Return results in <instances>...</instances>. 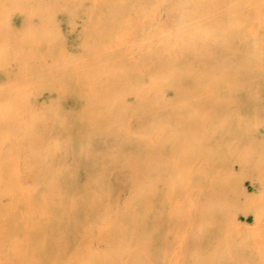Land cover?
<instances>
[{"label": "rangeland", "instance_id": "374dc122", "mask_svg": "<svg viewBox=\"0 0 264 264\" xmlns=\"http://www.w3.org/2000/svg\"><path fill=\"white\" fill-rule=\"evenodd\" d=\"M140 1L148 3L150 0ZM94 2L44 0L41 7L32 9L31 0H0V36L12 39L9 43L12 49L18 45V41H13L18 35L31 28H41L54 42L56 63L60 64L66 58L72 63L71 76L66 73L59 81L46 85L33 82L36 70H32L22 83L28 85L29 92L15 99L16 104L25 111V122L43 108H48L54 115L55 127L48 130L49 143L45 142L38 148L40 154L48 146L63 145V136L73 139L80 131L88 144H96L101 134L92 136L85 132L86 116L94 108L99 93H118V77L122 76L123 68L111 55L110 45L100 38L105 32V17L104 11H94ZM224 3L220 0L210 16L196 8L191 11L196 18L194 28L198 33L194 38L196 51L188 56L201 73V80L187 77L181 97L174 89L160 86L164 108V114L159 119L161 136L164 138L171 130L179 129L186 140L166 149L160 161L152 163L149 159L144 173L154 179L162 167L174 173L181 172L179 185H176L178 188L170 192L164 178L156 181L153 194L141 195L139 209L142 210L145 205L151 207L152 229L155 234L166 231L169 238L178 235L190 224H207L209 229L200 231L194 237L195 244L190 242L189 251L199 248L204 251L206 243L227 244L230 251L224 252L223 260L226 263L246 264L252 248L264 250V0H257L250 9L242 11L239 29L233 26L229 28L231 16ZM125 13L123 17L130 20V35L123 37L127 59L144 71H151L160 83L162 73L172 70L173 59L159 48L154 51L145 48L140 37L152 31L150 23L139 18L138 10ZM261 18L263 22L260 23ZM90 34L92 38H88ZM27 43L31 44L30 41ZM18 75V67L12 61H0V107L10 102L8 90L19 83ZM235 81L240 87L227 90L230 85H235ZM135 92L126 97V105L150 96L141 91ZM206 105L210 106L207 108ZM200 109L205 116L198 113ZM130 125L132 134L145 132L142 140L123 146V159L128 165H133L144 161L147 152L154 150L150 144L153 123L135 120ZM28 144L33 148V142L29 141ZM190 153L191 169L186 174L182 162L188 161ZM50 160L52 164L46 163V160L38 163L34 180L53 179L61 186H66V182L71 180L82 185L92 174L87 159H72L65 163L60 153L55 151ZM194 184L200 187L194 194L210 195L209 199H216L213 203L215 210L201 214L192 207L188 221L180 222L176 220L175 207L182 200H194L190 192ZM15 199V196L6 194L0 197V264H17L10 255L13 226L5 221L10 214L11 202ZM186 204L191 205L190 202ZM233 216L236 218L235 226L230 229ZM71 237H75L73 232ZM162 242L155 250L163 255L171 254L173 247L170 251V247Z\"/></svg>", "mask_w": 264, "mask_h": 264}, {"label": "bare ground", "instance_id": "6f19581e", "mask_svg": "<svg viewBox=\"0 0 264 264\" xmlns=\"http://www.w3.org/2000/svg\"><path fill=\"white\" fill-rule=\"evenodd\" d=\"M43 1L31 0V8L41 7ZM219 1L150 0L143 3L140 0H95L94 11H104L105 17V32L100 38L110 45L111 55L123 68L122 76L118 77V93H99L94 108L86 116L85 132L92 136L101 134L96 144H88L79 130L77 137L72 139L65 135L64 139L61 137L64 140L63 145L60 143L62 146H48L43 154H40L38 148L45 142L49 143L48 130L55 127L53 113L48 108H43L25 122V111L16 104L15 99L29 92L28 85L22 83L32 70H36L33 82L46 85L51 81H59L66 73L71 76L72 63L69 58L60 64L56 63L54 42L41 28H31L17 38L12 37L13 41H18L14 49L9 44L12 39L0 36V61H12L18 67L19 74L17 86L8 90L10 102L0 107V197L4 194L16 197L11 202L10 214L5 221L13 226L10 255L17 264H233L226 263L222 257L224 252L230 251L227 244L206 243L204 251L200 248L189 251V244L194 237L200 231L209 229L207 224H190L181 233L169 238L166 231L155 234L152 229L151 207L145 205L142 210L139 209L141 195L153 194L156 181L164 178L170 192L178 188L176 185L180 182L181 172L174 173L162 167L154 179L144 173L149 159L152 163L160 161L166 149L186 140L179 129L171 130L164 138L161 136L159 119L164 114V108L161 104L160 86L174 89L177 96L181 97L187 77L192 76L195 81L201 80V73L188 56L196 51L194 38L198 33L194 28L196 18L191 11L196 8L202 14L210 16ZM256 1L223 0L224 7L231 16L229 28L233 26L239 29L240 14L245 9H250ZM133 10H138L139 18L147 20L152 27V31L141 34L140 40L145 48L152 51L159 48L169 53L173 59L172 70L162 73L160 83L155 80L151 71L146 72L127 59L123 37L130 35V20L123 15ZM259 22H263V19H259ZM153 28L157 30L156 33ZM92 37V34L88 36ZM29 41L31 44L27 43ZM238 87L239 83L235 81L234 86L230 85L226 89L234 90ZM135 91L150 96L126 105V97L133 95ZM198 113L205 116L202 109ZM135 120L153 123L150 144L154 150L147 152L146 160L128 165L122 157L123 146L145 137L144 131L132 134L130 124ZM29 141L35 147H30ZM55 151L60 153L65 163L72 159H87L92 167L90 178L82 185L70 180L66 182V186H61L53 179L34 180L38 163L46 160V163L52 164L50 157ZM191 157L190 153L188 161L182 162V169L186 174L191 169ZM199 188L195 185L190 189L194 200L186 199L177 203L176 220L185 222L189 219L192 207L201 211V214H209L215 210V198L194 194ZM187 202L191 205H187ZM235 219L233 216L230 229L235 226ZM72 232L75 234L74 238L71 237ZM161 242L170 247V251L173 247V253L163 255L156 251ZM246 264H264V250L252 248Z\"/></svg>", "mask_w": 264, "mask_h": 264}]
</instances>
